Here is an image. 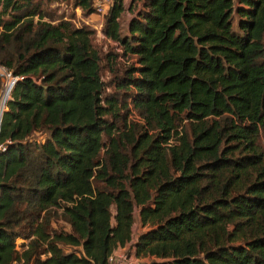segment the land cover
Here are the masks:
<instances>
[{"label":"trees","instance_id":"trees-1","mask_svg":"<svg viewBox=\"0 0 264 264\" xmlns=\"http://www.w3.org/2000/svg\"><path fill=\"white\" fill-rule=\"evenodd\" d=\"M124 1L102 33L134 62L106 85L94 30L0 0V66L17 78L0 264H107L130 243L139 264H264V0H132L121 36Z\"/></svg>","mask_w":264,"mask_h":264},{"label":"rangeland","instance_id":"rangeland-1","mask_svg":"<svg viewBox=\"0 0 264 264\" xmlns=\"http://www.w3.org/2000/svg\"><path fill=\"white\" fill-rule=\"evenodd\" d=\"M103 1V0H99ZM74 0H43V6L47 12L53 13L56 17H59L61 20L70 19L71 22L75 26H87L88 28L94 30V35L92 37L91 44L98 51L100 58H101V75L106 85L109 84L110 81L114 80L115 74L123 76V72L126 66H129L134 62V57L131 56H121L120 48L118 47L117 43L105 38L102 33V29L104 26V14H100L96 11L91 15L83 14L79 7L74 6ZM132 5V0H125L124 1V11L120 17V33L121 36H124L127 24L129 19L131 18V14L129 13L128 9H130ZM8 16L4 15L3 18L6 19ZM49 20V18H45ZM58 20H54V23H57ZM117 53L116 65L113 68V71L109 69V63L107 62V55L108 52ZM116 71V72H115ZM113 87H106V92H112ZM131 120L140 121L139 116L136 112H131L129 115ZM264 144V141H263ZM112 212L114 213V208H112ZM112 222L114 220L112 219ZM60 225H63L61 222L57 223V227L60 228ZM143 228L139 225L137 216L135 217V225L133 227V241L135 240L136 236ZM146 230V229H145ZM131 246L132 243L128 244ZM127 246V247H128ZM129 246V247H130ZM128 247V250L131 248ZM139 259V258H138ZM141 262H146L148 259H139ZM143 260V261H142Z\"/></svg>","mask_w":264,"mask_h":264},{"label":"built area","instance_id":"built-area-1","mask_svg":"<svg viewBox=\"0 0 264 264\" xmlns=\"http://www.w3.org/2000/svg\"><path fill=\"white\" fill-rule=\"evenodd\" d=\"M112 4V0H93V6L100 14H106ZM0 76L3 79V88L0 92V122L3 111L5 110L6 101L9 98L10 91L16 81L7 68L0 66ZM4 147L0 144V150ZM140 260L135 256L134 251L128 250V247H119L113 250L108 256L107 264H139Z\"/></svg>","mask_w":264,"mask_h":264}]
</instances>
